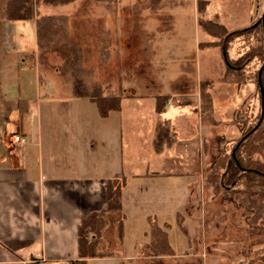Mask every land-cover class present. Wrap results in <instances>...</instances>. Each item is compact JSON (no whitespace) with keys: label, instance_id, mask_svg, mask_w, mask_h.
Returning a JSON list of instances; mask_svg holds the SVG:
<instances>
[{"label":"crops","instance_id":"0c3cea01","mask_svg":"<svg viewBox=\"0 0 264 264\" xmlns=\"http://www.w3.org/2000/svg\"><path fill=\"white\" fill-rule=\"evenodd\" d=\"M121 3L125 7H137L134 0H121ZM65 6L68 5L51 8ZM44 8L49 10L50 7ZM181 8L179 0L173 9L165 7L164 0H157L156 11L174 19V31L171 36H161L159 31L152 36L150 32L154 30L149 26L146 29L147 36L156 39L155 42L173 39L179 43L176 50L172 48L170 52L161 43H150V62L158 64L160 71L157 68L156 72L163 81L160 92L123 94L121 76H117L115 70L112 80L93 75L123 95L120 110L110 112L107 117L99 116L93 102L74 97L69 84L56 69L41 68L35 18L0 21L3 29L9 23L35 33L34 57L21 61L18 81L13 80L5 85V91H0V112L5 115L0 114V121L5 123L6 132L0 131V264H71L77 260V225L84 215L105 208L106 181L116 173L123 176L122 233L124 224L133 218L156 224L167 233L168 219L178 218L181 207L192 209L193 216L201 215L196 207L197 189L200 184L203 186L205 173L202 162L206 159V148L203 145L207 144V132L214 126L201 119L199 89H195L190 99V94L175 84L184 80L185 71H180V63L187 65L184 60L191 52L194 54L191 63L188 60L190 68L202 73L212 67L211 60L207 62L205 57L202 62L197 51L218 48L200 49L199 43H194V50L187 51L183 44L186 43L182 29L185 15ZM141 9L144 15L153 13V8L142 6ZM54 10L48 14H64ZM3 44L1 65L10 62L8 53L11 56L26 50L19 43H8V49L7 43ZM217 52L220 57L219 49ZM108 58L110 62L111 57ZM206 79L213 80L198 78L199 81ZM158 94H170L164 116L171 121L176 136V141L161 153H156L152 146L156 129L154 104ZM12 134L21 135L25 142L15 144ZM191 138L197 146L193 156L188 146ZM150 228L144 232L146 256L152 253L148 246ZM7 241H29L31 245L11 251L4 246ZM168 244L173 254L159 258L178 255L169 240ZM123 245L121 240L110 256L88 258L86 263L117 258V255L121 262L132 260L121 255ZM140 258H135L139 263L128 264H140ZM121 262L119 264H123Z\"/></svg>","mask_w":264,"mask_h":264},{"label":"rangeland","instance_id":"374dc122","mask_svg":"<svg viewBox=\"0 0 264 264\" xmlns=\"http://www.w3.org/2000/svg\"><path fill=\"white\" fill-rule=\"evenodd\" d=\"M77 1L79 2L61 8L37 5L35 11L37 16L48 14L53 9L64 13L58 15H66L69 38L82 48V66L91 69L95 77L112 80L115 70L117 76H121V84L124 86L123 94L160 92L163 81L159 78V73L156 72L158 64L150 62L152 55L150 43L163 44L167 52H170L172 48L173 51L176 50V45L179 43L174 42L173 39L155 42L156 39L147 36L148 26L154 30L150 32L152 36L157 34L155 31L161 32V36H171L174 31V19L166 14L160 15L159 11H156L157 0H134L137 7H125L122 6L121 0H115L111 9L96 0ZM6 2L7 0H0V21L6 19L2 13ZM164 2L165 7L173 9L178 0H164ZM179 2L182 6V14L185 15L182 17L185 28L182 27V29L186 39V43L183 44L185 48L187 47V51L194 50V43H217L220 41L214 46L219 49L220 57L218 49L210 48L197 51L198 59L201 58L203 62L207 57V62L211 60L212 67L205 70L202 68V73L199 70L196 73L195 68H190V59L194 54L191 52L189 58L184 60V62L187 61V65L182 61V64L180 63V71H185L184 78H182L184 80L180 79L175 84L177 88L188 92L190 99H193L192 95H194L195 89H200L201 81L198 78L201 76L202 79H213L209 80L212 83L208 89L212 96V102L215 103L212 116L216 121H219V124L213 125L212 131L207 132V144L203 145L206 148V159L202 162L205 173L203 186L200 184L197 189L198 206L196 207L201 215L193 216L192 209L181 207L178 218L168 219L170 222L165 228L169 243L174 253L178 254L175 257L159 258L158 256L163 254L155 255L150 247L152 253L146 256L143 248V244L146 242L144 232L151 225L133 218L124 224L122 233V244L124 245L121 247V255L133 259L121 262L118 260L120 255H117V258L90 261L89 264H119L120 262L128 264L137 262L135 258L138 259L143 254L140 264H242L243 261H248L257 253L264 251V241L260 240L261 237L264 238V228L258 232L259 234H250V225L247 222L249 216L235 195L232 192L226 193L224 185L219 191L214 192L212 186H208L205 180L207 170L217 157L224 155L230 159L229 154H234L235 144L241 139L246 129L260 119H263L264 124V103L262 108L264 95L259 94L256 83V70L261 64L254 59L244 67L243 73L246 79L244 83L240 84L239 82L238 84L233 74H227L231 81L228 78L225 79L226 66L220 48L226 43L223 37L207 35L199 30L197 23L198 17L203 16L223 23L229 32L250 27L259 22L264 11V0H179ZM198 2H202L203 5L207 3L203 15L197 12ZM142 6L153 8L154 14L151 12L149 15H144ZM44 7L50 8L47 10ZM165 10L168 9L165 8ZM58 42L56 39V44L53 43L51 48L44 50L43 54L38 53V63L44 70L56 69L59 72L69 55L66 49H59ZM3 43H7V49L9 48L8 43H19L26 50L14 52L11 56L8 53L7 58L10 59V62L5 65L0 64L1 92L5 91V85L13 80L18 81L20 62L34 57L35 33L32 29L18 28L8 23L6 28H0V60H2L5 49ZM103 43L108 44L107 58L111 57L110 62H108L109 58L106 60L107 63L100 60V47L103 46ZM257 44V36L253 32L247 36L230 38L227 44L228 57L231 60L239 59L249 48L255 47ZM26 70L28 73V69ZM158 71H160L159 68ZM109 88L112 90L111 87ZM198 93L199 99L197 100L201 103L199 90ZM0 114L5 116L4 112H0ZM4 126L5 123L0 121V131L6 134ZM8 130L12 132L10 129ZM195 144L194 138L188 142L191 156L194 155L197 147ZM251 145H253L251 142L245 144L237 153H241L245 159L247 157L261 159L259 153L251 151ZM198 149H201V144H198ZM243 188L241 182L235 190ZM117 217L116 214H109L108 218H112V223L104 229L102 240L97 246L98 250L113 251L118 247L117 224L115 223Z\"/></svg>","mask_w":264,"mask_h":264},{"label":"trees","instance_id":"16d2710c","mask_svg":"<svg viewBox=\"0 0 264 264\" xmlns=\"http://www.w3.org/2000/svg\"><path fill=\"white\" fill-rule=\"evenodd\" d=\"M96 1L104 3L108 9H111L115 2V0ZM73 2L75 0H7L2 13L8 20L35 18L36 43L41 54H43L44 50L51 48L57 39L59 41V49H66V52L69 53L59 72L69 84L72 95L78 98H86L93 102L96 105L99 116L107 117L110 112L120 110L123 97L121 91L110 90L108 86H104L94 78L91 69L82 66V48L69 38L66 15L40 14L37 16L35 11L37 5L64 6ZM198 3L197 12L203 15L206 11L207 3L204 5L202 2ZM197 23L199 29L205 34L223 37L226 45L222 46L220 50L226 66L225 79L228 78L231 81L227 74H233L238 84L239 82L240 84L244 83L246 80L243 73L244 67L254 59L260 62L261 65L256 70V83L259 94L264 95V18L263 20L260 18L255 25L230 32L223 23L203 16L198 17ZM251 32L256 34L258 44L249 48L239 59H229L227 54L228 39L247 36ZM219 42L200 43L199 47H214ZM102 45L100 47V60L106 62L108 59V44L103 43ZM64 56L66 57L65 54ZM246 60L247 62H245ZM211 83L209 80L200 82L201 119L209 124L217 125L219 121H216L212 116L213 102L208 89ZM169 98L170 94H158L155 96L156 129L152 146L156 153L163 152L165 148L176 141V136L172 132L171 121L164 116L167 107L166 102ZM262 121L263 119L258 120L253 126L245 130L241 139L235 144L234 154H229L230 159L224 155L217 157L207 170V174H205L207 176L205 178L206 184L212 186L214 192L219 191L222 185L226 186L224 191L226 193L232 192L238 199L239 204L246 209V214L249 216L247 218L248 225H250L249 233L252 235L259 234L258 232L264 228V124ZM249 142L253 144L251 145V151L259 153L261 159H252L251 157L245 159L241 153H237ZM226 155L228 156V153ZM241 182L244 188L235 190L236 186L240 185ZM122 183L123 176L120 173L109 177L106 181L105 208L90 212L80 219L77 225L78 259L72 261L71 264H87L86 260L88 258L106 257L112 254L111 251L97 249L102 240L104 229L112 223V218H108L111 213L118 216L116 222L117 238L118 242H121ZM185 233L187 232L185 231ZM260 240L264 241V238L261 237ZM30 245L31 242L29 241H7L4 243V246L11 251L28 248ZM148 246L155 255L173 254L168 244L166 231L160 229L156 224L151 225ZM32 264L38 263L34 262ZM242 264H264V251L257 253L256 256L248 261H243Z\"/></svg>","mask_w":264,"mask_h":264},{"label":"built area","instance_id":"2783aa9c","mask_svg":"<svg viewBox=\"0 0 264 264\" xmlns=\"http://www.w3.org/2000/svg\"><path fill=\"white\" fill-rule=\"evenodd\" d=\"M12 137V141L17 144V145H21L25 142V139L24 137H22L21 135H18V134H12L11 135Z\"/></svg>","mask_w":264,"mask_h":264},{"label":"water","instance_id":"95a60500","mask_svg":"<svg viewBox=\"0 0 264 264\" xmlns=\"http://www.w3.org/2000/svg\"><path fill=\"white\" fill-rule=\"evenodd\" d=\"M261 18H262V20H263V18H264V11H263V14H262ZM263 103H264V99H262V108H263ZM262 112H263V110H262ZM260 120H261V119H260Z\"/></svg>","mask_w":264,"mask_h":264}]
</instances>
